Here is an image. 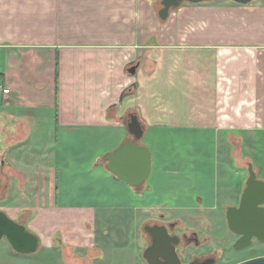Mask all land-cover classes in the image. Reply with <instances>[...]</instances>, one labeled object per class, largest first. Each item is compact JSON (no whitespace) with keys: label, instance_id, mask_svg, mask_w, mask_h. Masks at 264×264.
<instances>
[{"label":"crops","instance_id":"obj_1","mask_svg":"<svg viewBox=\"0 0 264 264\" xmlns=\"http://www.w3.org/2000/svg\"><path fill=\"white\" fill-rule=\"evenodd\" d=\"M160 1L0 0V193L33 196L19 207L43 246L56 230L82 244L118 214L225 221L242 187L220 147L264 180V0L183 2L165 21ZM129 113L151 153L140 190L102 160L130 137Z\"/></svg>","mask_w":264,"mask_h":264},{"label":"rangeland","instance_id":"obj_2","mask_svg":"<svg viewBox=\"0 0 264 264\" xmlns=\"http://www.w3.org/2000/svg\"><path fill=\"white\" fill-rule=\"evenodd\" d=\"M235 144L239 146V142L237 143L236 141ZM260 150L262 151V148ZM220 158L222 161V165L220 163V169L223 170L224 168L230 171L231 176H228L226 179L227 186L239 184L242 187H239L241 190L237 196L238 198L240 197L246 180L241 181L242 179L240 180V177L244 174L248 175L247 164L252 163V161L242 153L239 147H236L233 151L227 146L220 147ZM239 173H241L240 177ZM221 176L223 175L221 174ZM256 176L260 178L259 173ZM219 180V182L225 181L224 177H220ZM24 186V181L18 179V189L22 187L23 190L21 188L20 190L24 191ZM221 191H219L220 199L224 196V193ZM2 193H0L1 210L4 205L18 208L19 206H24L25 202L33 204L32 201L34 198L28 194L22 196L21 201L19 195L9 197L10 195L7 194L4 196ZM10 198L11 200L8 202ZM34 215L35 212L32 209L19 207L15 220L26 222L31 220ZM132 216L130 214L112 215L109 217L108 225H100L96 222L89 239L87 238L86 242L82 244L73 245L63 242L61 240L60 230H56L52 234L51 242L48 246L41 244L39 252L30 255L14 253L9 243L3 238L0 240V264H147L142 256L143 250L148 243V235L143 230V226L157 222L160 219L155 212H150L144 216ZM224 216L221 217L224 218ZM166 217V221H174L177 219L170 220L171 216L168 215ZM190 222H193L192 224H195L197 229L188 226L187 222H183L182 219L175 221V224L178 226L176 228L177 232L181 230L188 232L196 230L198 235L200 246L195 247L192 244L184 249L185 253L182 256L184 260L194 255L203 256L208 253L211 256H215V264H234L255 255L264 254V243L257 241H254L248 248L240 250L234 249L232 244L235 241L236 235L228 230L223 219H219L212 227L209 221H201V226H199L200 222L198 220L194 219ZM87 240H90L91 243H88ZM180 250L184 252L183 248H180Z\"/></svg>","mask_w":264,"mask_h":264},{"label":"water","instance_id":"obj_3","mask_svg":"<svg viewBox=\"0 0 264 264\" xmlns=\"http://www.w3.org/2000/svg\"><path fill=\"white\" fill-rule=\"evenodd\" d=\"M221 0H161L157 15L165 21L169 12L183 2L198 3ZM235 4H249L256 0H227ZM134 73L135 67L129 68ZM126 128L130 137L111 152L105 153L102 160L107 170L124 183L140 190L151 168L149 148L139 143L143 127L135 113H129ZM247 178L237 205L225 210L228 230L237 236L232 244L236 250L248 248L253 240L264 243V180L256 176L252 163L247 165ZM143 230L150 236L151 244L143 250L147 264H213V258L192 260L182 263L176 250L178 235H171L164 224H145ZM5 239L16 254L30 255L39 252L40 237L25 224L10 217L0 209V240ZM234 264H264V255H258Z\"/></svg>","mask_w":264,"mask_h":264},{"label":"flooded vegetation","instance_id":"obj_4","mask_svg":"<svg viewBox=\"0 0 264 264\" xmlns=\"http://www.w3.org/2000/svg\"><path fill=\"white\" fill-rule=\"evenodd\" d=\"M154 223L164 224L167 227L168 232L171 235H178L179 241L176 244V250H177V253H178L182 263L190 262L192 260H204L206 258H213L214 259L213 264H215V260H216L215 256H211V254H208V253L206 255H203V256L194 255V256L190 257L189 259H187V260H184L182 258L183 253H185L184 249H186L189 245L193 244V246H195V247H199L200 246L199 240H198V235H197V233L195 231L188 232V231H185V230H181L180 232H177L176 228L178 226L175 224V221H161V219H160V220H157V222H153L151 224H154ZM236 238H237V236H236ZM254 241L255 240H253V242ZM150 244H151V239H150V236H148V243H147L146 247H148ZM180 248H183L184 252H182V250H180ZM259 255H264V254H259ZM255 256H258V255H255Z\"/></svg>","mask_w":264,"mask_h":264},{"label":"trees","instance_id":"obj_5","mask_svg":"<svg viewBox=\"0 0 264 264\" xmlns=\"http://www.w3.org/2000/svg\"><path fill=\"white\" fill-rule=\"evenodd\" d=\"M232 3V2H231ZM127 92L128 91H123L122 93H121V97L123 96V95H125V94H127ZM55 96L57 97V71L55 72ZM127 121V120H126ZM249 164V163H248ZM247 164V165H248ZM18 221V220H17ZM18 222H21V221H18ZM21 223H23V224H25L26 225V222H21ZM41 249V248H40Z\"/></svg>","mask_w":264,"mask_h":264},{"label":"built area","instance_id":"obj_6","mask_svg":"<svg viewBox=\"0 0 264 264\" xmlns=\"http://www.w3.org/2000/svg\"><path fill=\"white\" fill-rule=\"evenodd\" d=\"M2 91H3L4 93H6V92H8V89L3 88Z\"/></svg>","mask_w":264,"mask_h":264}]
</instances>
